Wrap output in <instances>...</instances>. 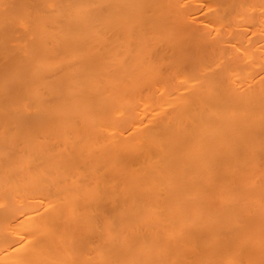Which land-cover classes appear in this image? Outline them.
Returning <instances> with one entry per match:
<instances>
[{"label":"bare ground","instance_id":"1","mask_svg":"<svg viewBox=\"0 0 264 264\" xmlns=\"http://www.w3.org/2000/svg\"><path fill=\"white\" fill-rule=\"evenodd\" d=\"M0 264H264V0H0Z\"/></svg>","mask_w":264,"mask_h":264}]
</instances>
